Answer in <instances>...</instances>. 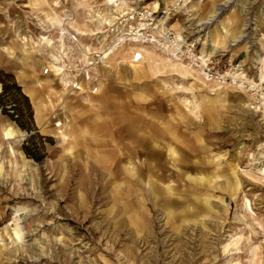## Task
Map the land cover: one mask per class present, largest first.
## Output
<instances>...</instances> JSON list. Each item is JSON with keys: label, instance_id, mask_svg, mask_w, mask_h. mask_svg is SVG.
Wrapping results in <instances>:
<instances>
[{"label": "rangeland", "instance_id": "rangeland-1", "mask_svg": "<svg viewBox=\"0 0 264 264\" xmlns=\"http://www.w3.org/2000/svg\"><path fill=\"white\" fill-rule=\"evenodd\" d=\"M41 1L43 4L35 11L29 7V0H0V72L10 75L19 87V93L8 94L4 101L18 109L23 105L22 96L26 97L34 126V131L27 133L2 115L0 109V128L10 124L21 133L17 141L10 142L2 141L0 136V230L13 221V209L22 208L16 217L22 243L1 250L0 264H141L145 257L148 264H225L228 256L223 253L222 245L230 233L241 236L237 245L239 254L234 255L240 264H248L249 248L254 245L261 247L258 256H264L261 243L264 240V177L256 174L257 163L264 164V106L259 93L249 91L246 86L239 87L238 81L232 83L231 75L248 56L240 71L248 79L259 73L260 64L252 59L262 53L257 41L264 33V0H191L169 21L174 28L182 24L189 26V37L197 41L196 50L202 57L210 49L207 39L216 28L217 20L234 11L230 20L238 29L244 26L245 40L251 48L248 53L240 51L233 56L238 44L210 58L213 72L223 75L221 81L207 80L199 68L173 57L168 51L140 44H124L101 64L88 67L89 60L82 50L91 44L89 49L97 50L96 36L92 33L102 30L98 17L108 20L114 8L107 7L104 0ZM149 1L156 2L146 0L140 5ZM160 1L170 3V0ZM218 7L221 10L217 18L209 21L207 17ZM121 10L125 11L126 7ZM44 12L53 15L57 22L46 21ZM67 18L72 20L67 27L77 32V45L71 43L67 34L70 30L63 24ZM42 36L49 42L40 40ZM13 42L20 49L16 48L13 56H8L2 48L11 47ZM130 46L153 51L200 74L182 76L162 64L150 73L145 71L148 62L140 52L142 57L138 62L144 66L145 79L135 83L126 67L118 65H128L129 60H123L128 57ZM24 50L28 52L26 55ZM18 76H22L20 80ZM194 77L211 88H219L215 92L225 97L223 107L217 112L220 116L212 125L204 116L195 119L187 113L201 99L215 97L201 88ZM36 79L45 82L36 92V99L48 106L44 112L45 133L35 122L34 104L22 85H31ZM87 97L96 105L86 104ZM9 108L7 105L6 109ZM177 112L187 114L194 123L176 124ZM132 117L136 118L135 135L148 119L156 137L141 152V140L135 136L137 152L129 156L126 133ZM171 118L174 120L172 132L192 146V152L176 147L184 162L175 163L174 168L166 159L170 140L158 134L161 127L172 124ZM57 124L60 126L56 127ZM69 124L75 141L66 144L67 148L72 146L66 152L58 132L65 131ZM24 147L34 158L25 154ZM154 149L161 155H155ZM216 156L223 158L218 163L207 164L206 168L213 170L219 166L224 170L219 175L230 176L226 164H238L241 191L234 200L215 189L221 179L212 187H200L184 177L185 174L195 176L194 169L189 168L193 161L204 162ZM131 166L140 172L142 183L145 177L141 172L145 166L159 188L173 189L172 201H182L180 204L199 210V215L191 217L197 222L185 224L176 233L172 230L173 224L160 211L159 204L166 200L155 202L149 198L143 204V232L136 231L130 215L138 208L135 206V210L124 216L119 204L123 199H118L125 188L123 168ZM133 187L141 193L135 197L132 193L129 202L136 205L137 198H145V194L141 185ZM207 195L212 198L211 214L204 213L199 204ZM243 196L250 200L254 213L246 216L244 222L240 220ZM112 208H117L116 212ZM152 222L157 224L154 229ZM144 239L147 242L143 243ZM133 241L136 245L129 251Z\"/></svg>", "mask_w": 264, "mask_h": 264}, {"label": "bare ground", "instance_id": "bare-ground-1", "mask_svg": "<svg viewBox=\"0 0 264 264\" xmlns=\"http://www.w3.org/2000/svg\"><path fill=\"white\" fill-rule=\"evenodd\" d=\"M183 1H184L183 6L184 5L186 6L187 4L191 3V0H183ZM42 2L43 1L41 0H29V7L32 10L38 11V9L40 8L39 6L43 4ZM170 2L173 5L175 4V0H170ZM104 3L107 7H114L116 11H119L124 7L125 0H104ZM25 7H28V6H25ZM156 8H157V4L156 2H153L152 9L155 10ZM240 9H242L241 6H240ZM220 10H221L220 7L215 9V11L211 13L207 17V19L209 21L215 20L217 18L216 15H218ZM122 11L123 10H121V12ZM233 12H234L233 10H230L229 12H227L225 16L217 20L216 28L212 31V33H210L207 39L208 42L210 43L209 44L210 49L203 52V55L200 58L201 65H206L207 62L210 60V58L218 55L219 52H228L230 50V47H235L238 44L240 45L234 51L233 56H235L236 53L240 51H244L246 53L250 51L249 50L251 48L250 42L245 40L246 36L243 33V30L245 29L244 26L238 29L235 27L234 22L230 20L231 19L230 17L232 16ZM42 14L44 15L46 21H48L50 24L57 22V20L53 17V15L51 16L50 13L44 12ZM40 40L49 42L47 37L45 36H42ZM257 42L259 43V47L262 53L255 56L254 60L252 59V61L260 64L258 75H256L252 79H248L243 74V71H240L241 66H243L247 60H249V56L248 58H245L244 60L240 62L241 66H238L237 69L234 70V72L231 75L233 78V82H235V84H237V81L240 83L239 87L245 88L246 86L248 87L249 91H254L255 93H259L260 98L262 99L261 103L264 106V92H263V87H264V33L261 34ZM130 47H131L129 48L130 53L128 57L124 58L123 62H127L128 60L129 61L132 60V62L128 61V65H126V63H122V64L119 63L118 65H120L121 67L122 65L126 67L128 72L131 74L133 82L135 83H139L145 79V71H148L150 73L157 71L158 66H160V64H162L164 67L166 65L168 67L174 68L175 71L179 75H182V76H187V75H192L193 73L194 74L197 73V70H190L186 66L182 64L174 63L171 61V59L167 60L162 55L157 54L153 51H148L146 49H143V50L135 49L133 46H130ZM16 48L19 50L20 46L16 42H13L11 47H4L2 48V51L8 56H13V53L15 52L14 50ZM140 52L144 55L143 57L140 56L141 54ZM27 53L28 52H25L24 50V54L26 55ZM141 57L143 60L146 59L148 62L147 68L146 69L144 68L145 71H143L142 62L141 63L138 62V60ZM231 60L232 58H230V62ZM157 62L159 63L156 64ZM51 68L55 69L53 65L51 66ZM21 77L22 76H18L19 80L21 79ZM194 79H195V82H198L201 85V88L207 89L208 91L212 92L213 94L211 95H214L215 97H212V98L207 97L205 99H201L199 104H193L194 107L192 109H188L187 113L192 115L195 119H199V118H202V116H204L207 119L208 123L212 125L215 123L216 118L217 117L219 118L220 116L219 113L217 112L220 109V107L221 108L223 107L225 103V97L219 96L218 93L215 92L219 88L218 89L213 88V87L211 88L210 85H207V83L199 79V77L197 78L194 77ZM22 85L24 87L26 95L32 100L34 104L35 122L39 130L45 133L47 131L46 126H45L47 118L44 117V112L47 110L48 106L47 104H44L41 99H36L37 90L42 89L43 86L45 85V82H42L36 79L35 82L31 85H25L24 83ZM237 99L240 101L239 97H237ZM183 103L187 104L189 102L184 101ZM86 104H88L89 106L96 105L91 100L90 97L86 98ZM69 112L71 114L73 113V110L69 109ZM263 113H264V110H263ZM143 115H144L143 117H147V115L145 114ZM176 115H177L176 124L180 122L181 123L184 122L186 124L194 123L191 118H187V114H180L179 112H177ZM133 118L134 117L128 120L130 130L128 131V133H126V135L129 136V141L127 142V148H129L127 151V154L129 156L137 152L136 151L137 146L135 143L137 141L134 139L135 136H137V138L141 140L140 141L141 146L139 147L141 149V152H144L145 151L144 148L147 147L146 145L149 143V141L151 142L152 139L156 137V133L152 132V130L150 129L148 125V119H146L145 126H141V130H138V132L135 135V132L133 130H134V126L137 124L135 121L136 118L134 119ZM95 119L98 121L100 119V115L99 114L95 115ZM173 121H174L173 118H171L172 124L167 125L166 127H161L160 128L161 130L159 129L158 134L164 135V136L166 135V137H168L170 140L169 145L167 144L166 146V157H167L166 159H168V161L171 162V165L174 168L175 163L178 164V163L184 162V160L182 159V155L178 152L176 147L178 148L181 147L183 149L188 150L189 152H192V146L184 143L182 140L178 139L175 136L174 132H172L173 126H171V125H174ZM66 122L69 123L70 121L66 120ZM58 126H60V124L56 125V127ZM65 127H66L65 131H59L58 133H59V137L62 143V147L65 149L66 152H68L69 148H72V146H69L67 148L66 144H68L70 141L71 142L75 141V138L72 133L73 128L70 126V124ZM0 131H1V135H0L1 139L4 142L17 141V139L21 137V133L17 129L13 128L10 124L3 125L0 128ZM8 147H9L10 153L14 154L10 146ZM199 149L201 151L205 150L204 147H199ZM152 152L157 156L161 155V153L155 149ZM238 155H240V153H238ZM222 158L223 156H216L208 160L205 159L204 162L193 161V164L189 168L194 169L193 171H195V176H192L191 174H185L184 177L189 182L198 184L200 187H204V186L212 187V185L216 181L221 179L219 184L215 183L217 184L215 189L222 190L224 193H227L228 195H230L232 199L234 200L236 196L238 195V193H240L241 191V188L239 187L240 185L237 179V171H236L238 164H233V165L226 164V168L230 171V176L228 177H225L224 175H219V172H222V173L224 172V170H222V168H220L219 166H216L213 170H208L206 168L207 164L212 165L214 163H218ZM251 159H252V156H251ZM20 161L22 165H25V160L23 159L21 155H20ZM257 165L259 166V168L256 169V174L264 177L263 161H259ZM1 173H2V164H0V176H1ZM123 173H124L123 180H124L125 188H123L124 192L119 194L118 196L119 200L123 199V202H120L119 204H121L120 205L121 211L123 212L122 215L124 216L127 215L129 212H131L132 209L135 210L134 209L135 206L138 208L136 211H134L130 215V220L132 221V224L135 230L138 231L139 233L143 232V226L141 223L142 218H143V215H142L143 204L145 202V199L148 200L149 198H153L155 202L162 200V198L166 200L163 203L159 204L160 211L165 214V216L168 219V222L173 224L172 230L175 231L176 233H179L180 229L185 224H188V223L195 224L197 222L195 220H191V217L193 218L194 216L196 217L197 215H199L200 211L195 208L190 209L189 205L180 204V202L182 201H178V203L172 201L170 197L173 195V189L169 186H166L164 188H159L158 187L159 184L157 183L156 180L153 179V174L151 173L150 170H147L145 166H144L143 172H141V174H143V177H145V182L143 183L141 182V179H140V175H139L140 172L133 166L123 168ZM176 175L179 176L180 173L178 172ZM135 184L141 185L144 188L145 198L144 197L140 199L137 198L136 202L134 203L136 205H132L131 202H129L130 199L132 198V193L134 197L137 193L141 195L140 192H137L138 189H135L133 187L135 186ZM116 195H118V192L116 193ZM211 201H212V198L209 195H207V196H204L202 203L199 202V204L202 205L204 209L203 212L206 214H211L213 212ZM219 201L222 202L221 199H219ZM117 208L116 209L112 208L111 211L116 212ZM21 210L22 208L15 207L13 209V212H14L13 221L5 225L3 229L0 230V252L1 250L8 249V248H11L12 246H17V244L22 243V231L16 219V217L18 216L19 212H21ZM253 215L254 213L252 210V205H251L250 200H248L247 198L243 196L242 215L240 216V220L244 222L246 219V216H253ZM13 223H14V227H11ZM156 225H157L156 223L152 222L153 229L156 228ZM201 226L202 228H205L203 227L202 223H201ZM5 239L8 240V243L5 242ZM240 239H241V236L238 235L237 233H230L226 235L224 243L222 245L223 253H226L228 256L225 264H240L239 261H237V259H235L234 257V255L239 254V249L237 245ZM145 242L147 241H145L144 239L143 243ZM261 243L264 244V240H262ZM135 245L136 244L133 241L129 251L132 250L133 247H135ZM231 247H234L233 251ZM260 249L261 247L259 245H254L249 248L250 258L248 260V264H264V256L262 257L258 256ZM141 264H148V260L146 257H145V260L141 261Z\"/></svg>", "mask_w": 264, "mask_h": 264}, {"label": "built area", "instance_id": "built-area-1", "mask_svg": "<svg viewBox=\"0 0 264 264\" xmlns=\"http://www.w3.org/2000/svg\"><path fill=\"white\" fill-rule=\"evenodd\" d=\"M146 0H125L126 10H112L108 20L100 18L101 31L92 33L96 36L94 44L98 45L97 50H90L86 47L82 50L85 58L89 60L88 67L101 64L107 56L116 51L124 44H140L168 51L173 57L186 60L199 68L207 80H223V75L213 72L212 62L209 60L206 65H201L200 56L196 50L198 43L190 39L189 26L182 24L174 28L169 22L176 14L185 7L183 0H175L167 5L163 1L155 0L157 8L152 9V1ZM114 8V7H113ZM115 11V12H114ZM71 17V16H70ZM71 18L64 19L63 24L70 30L69 40L77 45V32L67 27ZM66 31V29H64ZM76 34V36H75ZM102 36V37H101ZM48 70H44L46 75ZM232 83L235 84V82Z\"/></svg>", "mask_w": 264, "mask_h": 264}, {"label": "trees", "instance_id": "trees-1", "mask_svg": "<svg viewBox=\"0 0 264 264\" xmlns=\"http://www.w3.org/2000/svg\"><path fill=\"white\" fill-rule=\"evenodd\" d=\"M0 83H1V94H0L1 114L7 117L21 130H24L27 133L33 132L34 131L33 115L27 98L22 96L23 105L20 106L18 109H15V106H11L13 105V103L11 105L7 104L6 101H4V99H6L8 94L12 92L19 93V87L15 85L10 75L4 74L3 72H0ZM7 105L10 107L9 109H6ZM24 152L27 156L34 158V156L29 152V150L26 147H24Z\"/></svg>", "mask_w": 264, "mask_h": 264}]
</instances>
